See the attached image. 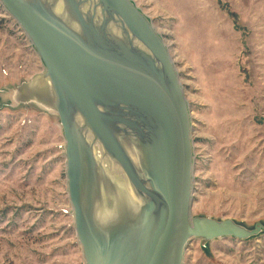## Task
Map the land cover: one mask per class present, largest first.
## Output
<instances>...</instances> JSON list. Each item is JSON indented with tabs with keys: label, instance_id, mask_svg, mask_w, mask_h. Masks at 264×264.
I'll use <instances>...</instances> for the list:
<instances>
[{
	"label": "water",
	"instance_id": "obj_1",
	"mask_svg": "<svg viewBox=\"0 0 264 264\" xmlns=\"http://www.w3.org/2000/svg\"><path fill=\"white\" fill-rule=\"evenodd\" d=\"M0 1L44 65L8 97L58 115L85 264H183L194 238L264 230L191 215L189 104L167 43L133 0ZM118 234L134 244L129 257L108 252Z\"/></svg>",
	"mask_w": 264,
	"mask_h": 264
},
{
	"label": "rangeland",
	"instance_id": "obj_2",
	"mask_svg": "<svg viewBox=\"0 0 264 264\" xmlns=\"http://www.w3.org/2000/svg\"><path fill=\"white\" fill-rule=\"evenodd\" d=\"M167 43L191 115L192 216L264 224V0H133ZM0 1V264H85L56 112L9 93L44 69ZM183 264H264V230L194 238Z\"/></svg>",
	"mask_w": 264,
	"mask_h": 264
},
{
	"label": "bare ground",
	"instance_id": "obj_3",
	"mask_svg": "<svg viewBox=\"0 0 264 264\" xmlns=\"http://www.w3.org/2000/svg\"><path fill=\"white\" fill-rule=\"evenodd\" d=\"M8 97V95H6ZM70 213H72V207H71V211ZM74 223V222H73ZM121 237L122 235L118 234V236L116 237V240L111 244V249H109L108 252H111L112 254H115L119 257V258H125V257H129V256H121L122 254H129L130 252L132 253V250L134 249V244L132 243V245H130L129 243H123L121 242ZM121 240V241H119Z\"/></svg>",
	"mask_w": 264,
	"mask_h": 264
}]
</instances>
